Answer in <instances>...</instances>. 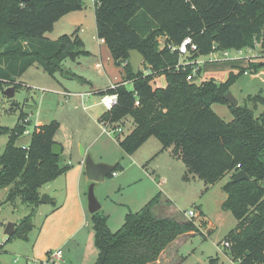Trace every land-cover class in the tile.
Instances as JSON below:
<instances>
[{
	"label": "trees",
	"instance_id": "16d2710c",
	"mask_svg": "<svg viewBox=\"0 0 264 264\" xmlns=\"http://www.w3.org/2000/svg\"><path fill=\"white\" fill-rule=\"evenodd\" d=\"M96 37L106 45L116 67L123 71L121 81L99 95L115 94L117 103L98 122L117 128L125 118L132 130L117 137L125 155H132L149 138L157 139L161 151L179 159L185 166L183 179L197 178L206 189L227 178L221 190L222 207L237 221L224 238L227 253L237 264H264V113L254 114L261 95L248 96L233 108L223 99L229 87L244 73H229L226 81L213 79L188 82L191 65L212 52L254 49L259 42L264 59V0H95ZM81 0H0V90L20 84L17 79L33 65L49 76L64 74L63 63L87 54L76 33L49 41L45 34L65 15L82 9ZM190 37L197 51L182 59L170 46ZM143 57L133 75L128 52ZM264 66L258 62L247 68ZM164 77V88L154 80ZM67 77V76H66ZM70 77V76H69ZM131 83L132 88L125 85ZM138 102V105H135ZM253 103V108L248 104ZM213 104L229 106L233 121L225 123L212 112ZM26 116L19 115L12 130L0 128L9 137L0 153V190L6 191L2 204L20 201L31 212L15 225L8 238L27 240L32 220L40 204V189L68 171L62 154L51 148L58 123L35 126L27 147L16 141L24 134ZM239 166V168L237 167ZM121 169L116 164L114 171ZM243 171L249 180L232 183ZM165 203V204H163ZM157 194L135 213L129 212L120 229L112 232L104 216L91 215L97 256L93 264H152L178 237L197 232L193 220L163 217L154 210L171 207ZM205 237V235H203ZM220 245V246H221Z\"/></svg>",
	"mask_w": 264,
	"mask_h": 264
},
{
	"label": "rangeland",
	"instance_id": "374dc122",
	"mask_svg": "<svg viewBox=\"0 0 264 264\" xmlns=\"http://www.w3.org/2000/svg\"><path fill=\"white\" fill-rule=\"evenodd\" d=\"M81 2V10L62 17L53 25L52 31L44 36L49 41H55L63 35L76 33L87 54L76 61L66 60L63 63L64 74L57 73L54 77L49 76L38 65L31 66L17 79L20 85L11 99L4 95V91L15 85L5 86L0 90V128L12 130L23 112L28 122L25 129L29 133L20 136L16 145L27 147L35 126L58 123L53 140L63 148L62 159L64 165H68L65 174L40 189V197L46 195L53 198L54 203H40L37 206L32 220L33 229L28 233L27 240L14 237L9 241L4 230L8 223H19L28 216L31 207L20 201L2 204L6 193L0 190V264H44L46 253L57 251H61L62 259L55 261V264L94 263L97 250L91 215L87 210L90 182L85 174L81 177L84 203L82 213H78L73 200L78 181L76 168L80 166L82 151L89 154L96 163H103L97 162L102 158L112 163L109 165L119 164L121 168L109 174L103 182L94 184V195L100 204L98 213L106 218L107 226L112 232L121 228L129 212H137L157 194H162L171 201V207L165 215L187 221L190 217L186 213L192 211L194 217L191 220L195 222L198 231L175 240L167 251V257H163L157 264H237L228 255L227 248L221 245L237 224L232 213L222 207L226 195L221 188L227 180L208 189L197 178L185 181L184 164L172 157L169 151H161L160 142L153 137L134 154L125 155L117 143V137L122 138L132 130V119H124L120 125L122 134L118 135H106L97 122L98 117L106 110L100 104L101 96L94 89L109 88V82L119 75V70H107L108 78L107 74H99L95 69V64L101 60L100 43L95 30L94 4L91 0ZM253 50L248 53L253 52L257 59L261 49L255 47ZM228 53L230 57L237 54L235 50H229ZM248 53L243 50V58L249 56ZM213 58L219 60L213 62ZM197 61L201 63L200 69L192 74L196 83L205 79L224 82L230 69L237 74L245 65L244 59H222L221 52L200 56ZM261 63H264V59H261ZM233 65L235 66L231 67ZM243 70L246 73H242L230 85L228 92L238 101V105H243L248 96L261 95L264 98V66ZM121 74L123 76V71ZM67 75L70 77H66ZM126 87L131 89V83H127ZM86 92L91 95L84 101L81 94ZM253 105L248 104L249 108H253ZM211 110L225 123L233 121L229 106L213 104ZM263 113L264 104H258L255 116L259 117ZM8 137V133L0 134V153L3 152ZM68 188L72 190V198L67 195Z\"/></svg>",
	"mask_w": 264,
	"mask_h": 264
},
{
	"label": "water",
	"instance_id": "95a60500",
	"mask_svg": "<svg viewBox=\"0 0 264 264\" xmlns=\"http://www.w3.org/2000/svg\"><path fill=\"white\" fill-rule=\"evenodd\" d=\"M21 1L25 2L27 0H21ZM128 56H129V65L132 74L137 75L139 72V67L143 62V57L139 52L135 50L129 51ZM14 93H15L14 87H9L4 91V95L9 99L14 97ZM223 99L227 102L229 106L233 108H236L238 106V101L230 93L224 95ZM0 134H2L1 130H0ZM51 153L53 156H60L62 154L61 145L57 143L53 144L51 148ZM81 154L82 156H84V162H83L84 174L86 176V179L90 182L87 191V210L90 215H94L100 211V204L94 195V184L98 182H103L104 179L114 171L116 165L96 163L90 157L89 154H84L83 151ZM245 180H249V177L243 171H239L233 176L231 182L239 183ZM39 202L41 204H51L52 199H50L46 195H42L40 197ZM14 233H15V225L12 223H8L5 227L4 234L8 238H10L11 236L14 235Z\"/></svg>",
	"mask_w": 264,
	"mask_h": 264
},
{
	"label": "built area",
	"instance_id": "2783aa9c",
	"mask_svg": "<svg viewBox=\"0 0 264 264\" xmlns=\"http://www.w3.org/2000/svg\"><path fill=\"white\" fill-rule=\"evenodd\" d=\"M93 2V4H95V0H91ZM260 44L259 42H255L254 43V48L255 47H258L259 49L261 48L260 47ZM170 49L172 51H177L179 56L183 59H186L187 57H189L192 53L196 52L197 51V47L196 45L193 43L192 39L190 37H186L184 38L180 44H178L177 46H170ZM243 50H247L248 51H252V49H242V50H235L237 54H235L233 57H230L229 56V51H218V52H221V55H222V59L226 60V61H238V60H241V59H244V60H248L250 58H255L256 56H251V57H245L243 58ZM213 53V52H212ZM211 53V54H212ZM219 59L217 58H213L212 61H218ZM182 65H191L192 66V73L189 74L187 77H186V80L188 82L192 81L193 80V72L197 71L200 69V62H198L197 60L196 61H184V62H181ZM96 68L98 71H100V69H102V66L100 64H96ZM246 73V72H244ZM114 84H111L110 88H113ZM87 97H89V94H81V98L86 101L87 100ZM117 103V96L115 94H104L103 96H101L100 98V104L103 106V108L106 110V112H109L112 110V108L116 105ZM135 105L137 106L138 105V102H135ZM24 122H27L26 120H24ZM99 124L101 125L102 127V130L103 132L106 134V135H118V134H122V129L121 127H117V128H113L111 127V125L106 122V121H100ZM28 130H25L24 131V134H28ZM239 168V166H237ZM186 215L188 217H190V219L194 217V213L192 211H189L186 213ZM225 248H229L230 244L229 243H223L222 244ZM47 259L45 261L44 264H55V261H61L62 259V253L61 251H57L55 253H47L46 255Z\"/></svg>",
	"mask_w": 264,
	"mask_h": 264
},
{
	"label": "crops",
	"instance_id": "0c3cea01",
	"mask_svg": "<svg viewBox=\"0 0 264 264\" xmlns=\"http://www.w3.org/2000/svg\"><path fill=\"white\" fill-rule=\"evenodd\" d=\"M99 59L101 60V62L100 63H96V64H100L101 66H102V69H100V71H98L97 70V68H96V64H95V69L97 70V72L99 73V74H107V76H108V73H107V70L109 71V70H111V68L114 70H116V69H118L119 70V75L118 76H116V77H113V79H112V81H110L109 83H110V85L111 84H115V83H118V82H120L121 81V77H122V74H121V72H122V69L120 68V67H116V66H114V63H113V61H112V59H111V56H110V53H109V51H108V49H107V47H106V45L103 43V41L102 40H99ZM253 50V49H252ZM246 52H247V50H245ZM253 52H254V50H253ZM253 52H252V54H250V53H248V54H250L249 55V57H251V56H256V55H254L253 54ZM259 56H260V54H259ZM248 57V56H247ZM257 57V56H256ZM104 58V59H103ZM256 58H250V59H248V60H244L245 61V65L242 67V69H246L248 66H249V64H253V63H258V62H261V59L260 58H257L256 60H255ZM235 65H233V66H231V67H234ZM107 68V69H106ZM228 73H234L233 72V70L232 69H230L229 71H228ZM235 74V73H234ZM70 75H67V77H69ZM108 78H109V76H108ZM223 79H225V78H223ZM79 80H80V78H79ZM82 80V79H81ZM205 80H209V79H205ZM205 80H202V81H205ZM222 80V79H221ZM194 81V80H193ZM202 81H200V82H202ZM82 82H85L84 80H82ZM199 83V82H198ZM165 85H166V82H165V78L162 76V77H158V78H156L155 80H154V86H156V87H161V88H164L165 87ZM126 86V85H125ZM95 91H96V93L99 95V93L100 92H104L105 90H100V89H94ZM83 94H89V96L91 95V93L90 92H86V93H83ZM70 96H72V94L70 95ZM106 112V111H105ZM102 115V114H101ZM100 115V116H101ZM100 116L98 117V119L100 118ZM98 119H97V122H98ZM56 143V142H55ZM86 153H90L89 151H86ZM62 154H63V148H62ZM85 154V153H84ZM103 159L101 158V159H99V161H97V162H105V163H108V164H112V163H110L109 161H105V160H103ZM83 162H84V156H82V158L80 159V166H77V168H76V173H77V176H78V181H77V187H76V190H75V192H74V198H73V200L75 201V203H76V209L78 210V213H82L83 212V209H84V203H83V197H82V187H81V177H82V175H84V164H83ZM224 180H227V178L226 179H224ZM75 189V188H74ZM2 191H4L5 193H6V191L5 190H2ZM70 191H72V190H70L69 188L66 190V192H67V195L70 197L71 196V198H72V193L70 192ZM161 200L162 201H164V200H168L170 203H171V201L168 199V198H166L165 196H163L162 194H161ZM54 203V199L52 198V203L51 204H53ZM167 206H160L158 209H155L154 210V214L155 215H158V216H160L159 214H157L158 212H160L161 214H164V215H162L163 217H167V215H165L166 213H167ZM202 216V215H201ZM203 218V217H202ZM189 220H191V219H189ZM180 221H182V222H184L185 220H180ZM188 221V220H187ZM200 222V221H199ZM15 224H17V223H15ZM188 234H190V233H188ZM188 234H185V235H182L183 237L184 236H186V235H188ZM181 237V236H180ZM179 238V237H178ZM177 238V239H178ZM176 239V240H177ZM175 241H173L170 245H168V247L160 254V256H159V258H158V260L155 262V263H152V264H157V263H160V261H161V259L163 258V257H167V251H169V247H171L172 245H173V243H174ZM48 252V251H47ZM47 254V253H46Z\"/></svg>",
	"mask_w": 264,
	"mask_h": 264
}]
</instances>
